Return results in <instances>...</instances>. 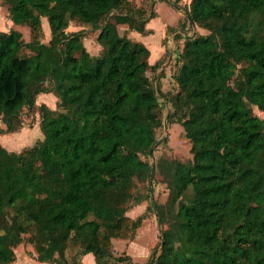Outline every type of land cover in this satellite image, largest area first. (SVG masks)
Returning <instances> with one entry per match:
<instances>
[{
  "label": "trees",
  "instance_id": "16d2710c",
  "mask_svg": "<svg viewBox=\"0 0 264 264\" xmlns=\"http://www.w3.org/2000/svg\"><path fill=\"white\" fill-rule=\"evenodd\" d=\"M154 1L4 0L31 37L0 30V131L20 128L39 94H54L57 107L38 106L34 145H0V264H14L26 241L38 262L81 264L91 253L95 264H136L113 243L131 241L141 223L126 211L135 180L152 179L140 155L158 142L162 118L150 50L116 26L145 32ZM179 2L167 0L183 36L167 122L181 124L192 159L163 174L169 212L156 208L166 228L148 264H264V118L252 112H264V0ZM72 21L98 30L100 55L83 30L66 31Z\"/></svg>",
  "mask_w": 264,
  "mask_h": 264
},
{
  "label": "rangeland",
  "instance_id": "374dc122",
  "mask_svg": "<svg viewBox=\"0 0 264 264\" xmlns=\"http://www.w3.org/2000/svg\"><path fill=\"white\" fill-rule=\"evenodd\" d=\"M181 6L189 0H180ZM160 3V2H159ZM160 14L143 33L129 30L124 24H118L116 29L120 35L128 36L134 40L142 42L150 50L149 62L156 64L147 72L151 79L153 88L157 90L158 105L161 107L162 127L157 130L158 142L154 145L149 155H140V158L151 164L153 169L152 179L146 181L135 180L131 189L132 199L129 201V209L126 215L132 219L141 217V223L137 228L131 241H114L113 249L117 254L126 252L132 257L136 264H148L150 259L158 251L160 245V235L166 228L165 223H161L158 216L157 206L164 213L169 212V188L163 174L175 163H187L192 159L190 151L191 143L186 138L181 124L167 122L171 107V100L180 93L178 86L173 82L172 76L176 69V59L182 50L183 36L176 35L177 31L172 25L181 16L176 9L163 0ZM42 35L40 41L47 42L50 38L49 27L45 18H42ZM168 26V23H171ZM19 30L25 41L30 40V30L25 25H14L9 19V12L4 0H0V30ZM175 29V30H173ZM83 30V45L93 57L100 55L102 46L96 41L98 30H92L90 26H83L72 21L67 27V32ZM188 34H207L208 31L197 26L186 28ZM187 34V33H186ZM177 38V39H176ZM158 65V66H157ZM160 72L164 74L161 75ZM234 85V82L232 83ZM181 96V95H180ZM57 98L54 94H39L36 98V106L33 110L25 109L21 114L22 125L14 132L0 131V145L9 151H20L22 148L34 145L41 139L39 129L38 106L42 103L51 109H55ZM252 112L264 118V112L252 106ZM5 129V125L0 119V130ZM177 205V204H176ZM176 208V206H175ZM16 254L14 264H43L31 257L33 246L27 241L13 247ZM74 250L68 251V257L72 256ZM31 254V255H30Z\"/></svg>",
  "mask_w": 264,
  "mask_h": 264
},
{
  "label": "crops",
  "instance_id": "0c3cea01",
  "mask_svg": "<svg viewBox=\"0 0 264 264\" xmlns=\"http://www.w3.org/2000/svg\"><path fill=\"white\" fill-rule=\"evenodd\" d=\"M160 2V3H159ZM189 2V1H188ZM155 5H154V17L151 18L146 26H145V29L146 31L148 30L150 24L159 17V14H160V8L162 7V3L163 1H160V0H155L154 1ZM177 6H181V1L179 2V4H176ZM178 13L181 15V13L178 11ZM176 21V20H175ZM175 21L173 24H175ZM169 25H172V22L171 23H168ZM117 241H120V240H117ZM38 262V261H37ZM40 263H43V264H49V263H44V262H40ZM81 264H95V261H94V257L91 253H87L85 254L82 258H81Z\"/></svg>",
  "mask_w": 264,
  "mask_h": 264
},
{
  "label": "water",
  "instance_id": "95a60500",
  "mask_svg": "<svg viewBox=\"0 0 264 264\" xmlns=\"http://www.w3.org/2000/svg\"><path fill=\"white\" fill-rule=\"evenodd\" d=\"M152 151H150V153H151Z\"/></svg>",
  "mask_w": 264,
  "mask_h": 264
}]
</instances>
